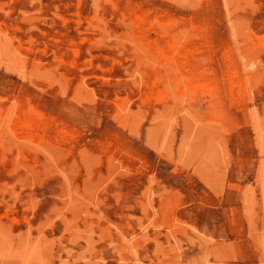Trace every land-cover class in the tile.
<instances>
[{"label": "rangeland", "instance_id": "1", "mask_svg": "<svg viewBox=\"0 0 264 264\" xmlns=\"http://www.w3.org/2000/svg\"><path fill=\"white\" fill-rule=\"evenodd\" d=\"M0 264H264V0H0Z\"/></svg>", "mask_w": 264, "mask_h": 264}, {"label": "bare ground", "instance_id": "2", "mask_svg": "<svg viewBox=\"0 0 264 264\" xmlns=\"http://www.w3.org/2000/svg\"><path fill=\"white\" fill-rule=\"evenodd\" d=\"M151 26H153V25H151ZM159 26H160V25H159ZM162 29H163V28H162ZM162 29H161V30H162ZM170 33H171V32H170ZM144 46H145V45H144ZM175 54H176V53H175ZM149 57H150V56H149ZM31 109H32V108H31ZM28 114H29V113H28Z\"/></svg>", "mask_w": 264, "mask_h": 264}]
</instances>
